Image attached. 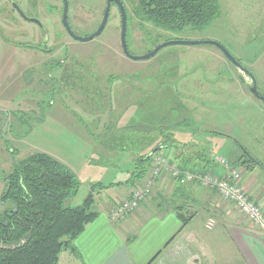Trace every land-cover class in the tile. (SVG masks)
Returning <instances> with one entry per match:
<instances>
[{
  "label": "rangeland",
  "instance_id": "rangeland-1",
  "mask_svg": "<svg viewBox=\"0 0 264 264\" xmlns=\"http://www.w3.org/2000/svg\"><path fill=\"white\" fill-rule=\"evenodd\" d=\"M31 1L0 0V91H7L0 99V197L5 189L2 179L11 173L14 162L37 152L73 162L81 176L103 174L106 177L100 181H123L121 186L137 168L136 162L149 157L147 172L132 185L130 196L115 199L110 206L109 213L129 200L125 218L148 202L157 179L168 175L179 181L172 175L174 165L182 173H193L192 181L202 188L219 193L214 181L229 173L188 171L180 162H171L173 144L169 141L174 133L191 135L201 143L190 142L188 157L194 163L210 155L231 171L229 160L212 153L209 143H204L207 136L200 135L215 131L231 135L241 145L232 151L222 148V155L233 156L239 150L245 154L243 167L254 170L257 166L249 155L264 166V103L250 91L254 78L264 95V0H220L221 16L211 26L177 34L140 21L133 15L134 1L122 0L130 19L127 42L132 54L149 53L172 39L214 40L252 76L212 44L173 45L147 60L128 58L121 46V15L115 3L104 32L84 43L73 39L62 25V0H35L42 29L15 17L12 6L29 8ZM68 1L72 29L81 36L96 31L107 0ZM43 39L46 48L53 47L51 54L29 50V45H40ZM116 145L126 148L125 163L113 161L119 153ZM107 159L120 170L100 164L106 165ZM258 172L264 174L260 168ZM93 184L82 182L68 203L82 204ZM135 190L142 195L136 197V206L132 202ZM104 191L94 192L96 210L106 202ZM261 195L259 200L264 199ZM7 206L0 203V213ZM213 219L208 226L215 225ZM225 263L237 264L234 259Z\"/></svg>",
  "mask_w": 264,
  "mask_h": 264
},
{
  "label": "crops",
  "instance_id": "crops-1",
  "mask_svg": "<svg viewBox=\"0 0 264 264\" xmlns=\"http://www.w3.org/2000/svg\"><path fill=\"white\" fill-rule=\"evenodd\" d=\"M6 92L4 89L0 91V99ZM200 135L207 136L204 143H209L208 149L213 150L212 153L229 160L231 171L228 172L210 155L203 161H191L188 157L192 153L190 142L200 146L201 143L184 133H174L172 137L171 162H180V167L188 171H209L221 176L229 173L231 180L237 181L264 207V199L259 200L261 194L264 197V174L259 175L258 172L259 168L264 169L260 166L254 170H249L247 165L248 168L243 167L245 154L239 150H234L233 156L219 152L222 148L232 151L234 146L241 147L233 142L231 135L215 131H205ZM116 147H119L116 148L119 153L114 152L118 156L113 161L125 163L126 148L122 145ZM52 156L73 170L82 182L105 184L99 180L105 175L81 176L80 168L73 162ZM107 160L106 165L100 164L120 170L119 166ZM121 171L125 177L128 175L125 170ZM131 187V184H125L103 190L107 198L104 199L106 202H101V209H97L98 217L73 241L78 253L63 250L58 264H226L228 259H234L237 264H264V230L249 224L236 206L224 200L216 190L202 188L194 182L182 184L166 175L156 180L150 199L142 204L138 213L113 221L109 215L111 204L115 199L130 196ZM167 200L171 203L167 204ZM183 217L188 218L187 224H183ZM212 219L215 225L208 226Z\"/></svg>",
  "mask_w": 264,
  "mask_h": 264
},
{
  "label": "trees",
  "instance_id": "trees-1",
  "mask_svg": "<svg viewBox=\"0 0 264 264\" xmlns=\"http://www.w3.org/2000/svg\"><path fill=\"white\" fill-rule=\"evenodd\" d=\"M132 3L136 18L173 34L187 29L205 30L221 16L220 0H132ZM248 159L264 169L251 155ZM149 161V157L139 159L126 184L142 180ZM2 181L5 189L0 203L10 206L0 213V264H58L63 250L78 253L73 241L99 215L94 207V192L123 183L93 184L82 204H69L79 193L82 182L69 167L45 152L14 162L11 173ZM187 219L183 217V224H187Z\"/></svg>",
  "mask_w": 264,
  "mask_h": 264
},
{
  "label": "water",
  "instance_id": "water-1",
  "mask_svg": "<svg viewBox=\"0 0 264 264\" xmlns=\"http://www.w3.org/2000/svg\"><path fill=\"white\" fill-rule=\"evenodd\" d=\"M64 3V9H63V16H62V22L63 25L65 26V28L67 29L68 33L70 34V36L79 41V42H90L92 40H94L95 38H97L98 36H100L109 21V17L111 14V8L113 3H115L120 11V15H121V33H120V41H121V46L123 49V52L125 54V56H127L128 58L132 59V60H147L150 59L152 57H154L160 50H162L163 48H166L168 46H173V45H200V44H212L214 46H216L217 48H219L223 54L237 67H239L244 73H247L250 75L249 71L242 65V63L236 59L231 53L230 51L220 42L218 41H214V40H204V41H192V40H167L164 41L163 43L159 44L153 51L143 54V55H134L130 52L129 47H128V42H127V31H128V15H127V9L123 3L122 0H107L106 1V8L103 14V18L102 21L99 25V27L96 29V31H94L93 33H91L90 35L87 36H81L79 34H77L71 27L70 22H69V1L68 0H63ZM251 76V75H250ZM253 86L250 87V91L251 93L259 98L261 101H263L264 103V95L258 90L257 88V82L256 80L253 78Z\"/></svg>",
  "mask_w": 264,
  "mask_h": 264
},
{
  "label": "built area",
  "instance_id": "built-area-1",
  "mask_svg": "<svg viewBox=\"0 0 264 264\" xmlns=\"http://www.w3.org/2000/svg\"><path fill=\"white\" fill-rule=\"evenodd\" d=\"M227 167H229V165H227ZM229 169L231 168L229 167ZM172 172L173 177L176 179L178 178V180L182 183L193 182L192 179L195 176L193 175V173H182L179 170V167L175 165L172 169ZM214 184L219 188V193L221 194L222 198L224 200L232 202L236 206L243 219H245L249 224L254 225V227L260 229L263 228L264 230V207L261 202L253 199L237 181L231 180L229 176L224 179H216L214 181ZM137 190H135V192ZM138 191L141 192L142 187ZM136 193L135 199L134 201H132L133 205L135 206L137 205L139 200V198L136 197H142L140 193ZM128 201L129 200L121 201L115 209H112L110 211L109 215L113 221L124 219L125 216L129 214L124 213V211L129 210V203H127Z\"/></svg>",
  "mask_w": 264,
  "mask_h": 264
},
{
  "label": "flooded vegetation",
  "instance_id": "flooded-vegetation-1",
  "mask_svg": "<svg viewBox=\"0 0 264 264\" xmlns=\"http://www.w3.org/2000/svg\"><path fill=\"white\" fill-rule=\"evenodd\" d=\"M62 2H63V0H62ZM35 5H36V1L32 0L31 3H30V7L29 8L27 6L21 7L19 5H17L18 7L16 5H14L12 7L14 9V12L16 13L15 17L17 16L18 18H20V19H22L24 21L35 23V24H37L39 26L40 29H42L43 23L41 22L40 18L37 15L38 12L36 10L37 8H35L36 7ZM63 9H64V3H63V7H62V16H63ZM62 25H63V22H62ZM64 28H65V26H64ZM65 30L68 33L66 28H65ZM46 41L47 40L43 39L40 45H36V46L35 45H31L30 46L29 45V47H31V48H29V50H33L34 52H38V53H41V54H51L53 52V47H50V48L47 47L46 48V46H47V42Z\"/></svg>",
  "mask_w": 264,
  "mask_h": 264
}]
</instances>
